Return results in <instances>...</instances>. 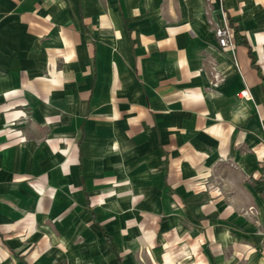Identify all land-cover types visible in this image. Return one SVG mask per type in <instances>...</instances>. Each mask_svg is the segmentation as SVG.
<instances>
[{"label": "crops", "instance_id": "1", "mask_svg": "<svg viewBox=\"0 0 264 264\" xmlns=\"http://www.w3.org/2000/svg\"><path fill=\"white\" fill-rule=\"evenodd\" d=\"M263 81L264 0H0V264H264Z\"/></svg>", "mask_w": 264, "mask_h": 264}, {"label": "built area", "instance_id": "2", "mask_svg": "<svg viewBox=\"0 0 264 264\" xmlns=\"http://www.w3.org/2000/svg\"><path fill=\"white\" fill-rule=\"evenodd\" d=\"M215 35L217 37V43L219 48L222 50H226L227 48L231 47V40H232V30L230 26L228 25L227 21H223L222 26H219L215 29ZM241 97L244 99H249L250 96L248 95L247 90H243L240 93Z\"/></svg>", "mask_w": 264, "mask_h": 264}, {"label": "rangeland", "instance_id": "3", "mask_svg": "<svg viewBox=\"0 0 264 264\" xmlns=\"http://www.w3.org/2000/svg\"><path fill=\"white\" fill-rule=\"evenodd\" d=\"M156 261H126V264H156ZM174 262L175 261H173V263Z\"/></svg>", "mask_w": 264, "mask_h": 264}, {"label": "trees", "instance_id": "4", "mask_svg": "<svg viewBox=\"0 0 264 264\" xmlns=\"http://www.w3.org/2000/svg\"><path fill=\"white\" fill-rule=\"evenodd\" d=\"M228 25L230 26V23H228ZM263 85H264V81H263ZM263 91H264V86H263ZM117 264H121V261L118 260Z\"/></svg>", "mask_w": 264, "mask_h": 264}]
</instances>
